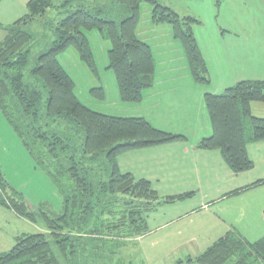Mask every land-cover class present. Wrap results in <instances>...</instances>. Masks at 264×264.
Listing matches in <instances>:
<instances>
[{
    "label": "trees",
    "instance_id": "16d2710c",
    "mask_svg": "<svg viewBox=\"0 0 264 264\" xmlns=\"http://www.w3.org/2000/svg\"><path fill=\"white\" fill-rule=\"evenodd\" d=\"M111 2L120 6L126 18L115 22L101 18L99 10L71 12L54 26L52 47L30 68L25 48L32 35L21 27L42 17L51 0H29V14L6 27L0 42V113L36 166L51 178L64 203L61 215L35 214L22 195L0 179L4 196H0V206L31 223L39 216L67 264H123L103 256L101 245L112 239L121 242L145 235L146 213L158 199L149 182L121 173L117 158L133 150L185 139L160 131L143 118L109 116L89 109L76 97L74 82L58 56L74 49L79 61L99 79L91 46L83 34V30L96 31L110 44L107 70L113 74L120 101L139 103L155 76L151 49L136 35L140 4L145 2L151 7L154 25L170 26L193 81L209 83L192 30L199 20L178 15L157 0ZM89 94L97 101L105 98L102 87L90 89ZM253 102L264 103V81H240L219 95L204 96L212 134L197 147L218 150L233 173L252 168L246 146L264 140V119L251 115ZM184 197H170L164 202ZM53 244L42 233L21 235L9 251L0 253V264H61ZM184 264H264V235L249 242L234 232L227 233Z\"/></svg>",
    "mask_w": 264,
    "mask_h": 264
},
{
    "label": "crops",
    "instance_id": "0c3cea01",
    "mask_svg": "<svg viewBox=\"0 0 264 264\" xmlns=\"http://www.w3.org/2000/svg\"><path fill=\"white\" fill-rule=\"evenodd\" d=\"M200 24L192 30L206 64L208 84L193 81L181 45L172 33L167 32V39H163L157 26L151 25V36H157L153 45L139 23L137 38L150 47L155 61L154 83L139 103H115V111L103 112L143 118L154 128L185 139L133 150L117 158L121 173L149 182L157 195L154 207L146 213L148 232L121 241L136 243L142 254L144 243L157 249L165 247L160 244H169L172 250L186 247L200 251L197 256L227 233L234 232L249 242L264 235V140L246 146L252 168L241 173H233L218 150L197 147L212 134L205 95H219L240 81H264V41L216 33L201 36L194 29ZM0 34L5 37L6 27L0 25ZM96 82L106 91L100 75ZM250 111L253 117L264 119V103H251ZM177 196L185 197L164 202ZM7 210L16 222L32 226Z\"/></svg>",
    "mask_w": 264,
    "mask_h": 264
},
{
    "label": "rangeland",
    "instance_id": "374dc122",
    "mask_svg": "<svg viewBox=\"0 0 264 264\" xmlns=\"http://www.w3.org/2000/svg\"><path fill=\"white\" fill-rule=\"evenodd\" d=\"M29 0H0V25L13 26L16 21L29 14ZM52 5L42 17H38L22 26V30L32 35V40L25 48L29 52V68L35 64L38 56L47 52L55 40L54 26L71 12L77 9L100 11V17L120 22L126 14L120 6L111 0H51ZM68 1V3H65ZM160 5L171 8L181 16H192L200 21V26L194 28L201 36L216 33L230 38H252L264 41V0H157ZM140 25L150 44L156 43L157 36H151L152 26L163 39L167 32L172 33L168 25H154L151 21V7L148 3L140 4ZM138 27V26H137ZM144 29V30H143ZM156 32V33H157ZM83 34L89 41L93 56L99 71L98 76L106 87L105 98L97 101L90 96L89 90L98 87L97 79L79 61L74 49L69 48L58 56V61L75 85V95L89 109L103 114L115 111V103L122 104L119 99L113 74L107 70V52L110 44L101 39L96 31H85ZM209 34V35H210ZM2 35V34H0ZM155 35V34H154ZM207 35V37L209 36ZM3 36L0 37V41ZM111 78L113 80H111ZM123 105V104H122ZM112 110V111H111ZM0 179L11 189L19 192L29 209L35 214L40 212L48 215L63 214V196L51 178L40 167H37L19 137L15 134L0 113ZM0 190V196L4 198ZM10 196V195H9ZM123 199V198H122ZM32 226H24L16 222L10 212L0 206V253L9 251L15 244V237L22 233L47 235V240L53 244V238L45 231L42 219L37 216ZM260 238V237H259ZM253 242V241H252ZM164 248L157 249L142 244L143 252L137 244H127L118 240L105 241L101 245V253L110 260L123 264H184L188 258L196 256L197 252L186 247L172 250L169 244H160ZM54 255L61 264H67L61 256L58 246L52 245ZM70 258V257H69ZM72 264V261H71Z\"/></svg>",
    "mask_w": 264,
    "mask_h": 264
}]
</instances>
